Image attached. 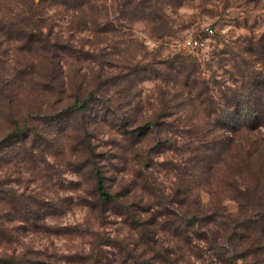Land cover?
<instances>
[{
    "label": "rangeland",
    "instance_id": "374dc122",
    "mask_svg": "<svg viewBox=\"0 0 264 264\" xmlns=\"http://www.w3.org/2000/svg\"><path fill=\"white\" fill-rule=\"evenodd\" d=\"M2 1L0 264H264V0Z\"/></svg>",
    "mask_w": 264,
    "mask_h": 264
},
{
    "label": "trees",
    "instance_id": "16d2710c",
    "mask_svg": "<svg viewBox=\"0 0 264 264\" xmlns=\"http://www.w3.org/2000/svg\"><path fill=\"white\" fill-rule=\"evenodd\" d=\"M20 1L21 0H18V2H20ZM74 1H77V0H74ZM78 1H79V4L76 6H77V8L81 9L82 6H84L85 4H89V2L91 0H78ZM1 3H4V1L0 0V5H1ZM15 3H16V5H18L17 0L15 1ZM260 82L264 86V79ZM234 98L235 99L231 100V104L234 106V110L232 111L233 118L238 115L241 120H243V121L248 120L249 121L248 123L250 125H252L253 122L258 121L259 115L264 113V110L262 108L264 105V103H263L264 102V94L263 93L259 94V95L257 94L256 96L254 94L253 95L252 94H247V95L241 94L239 97H234ZM251 101H253V102L251 103ZM158 125H159L158 121L155 120L152 122H148L146 125L144 124L143 127H144V129H148V130L150 129V131L157 133ZM7 136H8V134H6L3 137V139H5ZM220 141H221V139H220ZM237 149L240 150L241 147H238ZM93 171H94V178H95V192H94V194L96 197L95 198L96 201L101 203V202L112 200L114 196L106 190L105 183H104V177L102 175L101 170L96 168V167H93ZM92 207H94V205H92ZM140 210L142 211L141 213L143 214L148 209L147 208L146 209L141 208ZM155 219H156V213H152V219L150 221H148V223L150 224V226L152 225V227H153L152 231L153 232H154V221H155ZM258 219H264V212L258 213L257 215L248 218L247 227L251 228L250 225H254ZM196 220H198V217L196 215H194L193 213L186 212L184 214V224L186 225V228L183 227V230H181V231H182V234L184 233L186 239H189V237H190L188 234H186L187 233L186 229L188 228V226L192 225ZM137 226L141 229H145L147 227L146 221H141L140 223L138 222ZM200 236H202V235H200ZM142 237H145L144 234H141L140 238H142ZM152 240H153V242H155L156 241L155 237L154 238L152 237ZM168 253H169V250H166L165 259H162L161 255L159 256V258L166 261L165 264H179L177 259H174L173 257L169 256L170 253L169 254ZM150 260L151 259H144L142 262L149 264ZM153 264H158V263L153 261Z\"/></svg>",
    "mask_w": 264,
    "mask_h": 264
},
{
    "label": "built area",
    "instance_id": "2783aa9c",
    "mask_svg": "<svg viewBox=\"0 0 264 264\" xmlns=\"http://www.w3.org/2000/svg\"><path fill=\"white\" fill-rule=\"evenodd\" d=\"M208 31L211 32V29ZM206 42V38L200 35L190 36L187 40V45L192 49H203L206 46Z\"/></svg>",
    "mask_w": 264,
    "mask_h": 264
}]
</instances>
